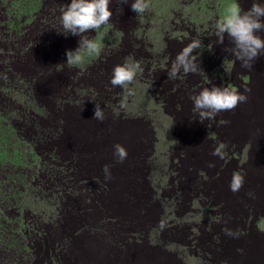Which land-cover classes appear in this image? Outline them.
<instances>
[{"label": "rangeland", "instance_id": "1", "mask_svg": "<svg viewBox=\"0 0 264 264\" xmlns=\"http://www.w3.org/2000/svg\"><path fill=\"white\" fill-rule=\"evenodd\" d=\"M201 1L147 0L149 9L138 15L130 3L111 0L110 22L84 34L95 39L99 54H83L82 65L69 67L66 51L75 50L80 37L63 33L60 16L71 0H0V43L18 39L13 50L0 49L9 66L4 71L0 64V102L3 86H14L16 98L12 110L0 106V125L6 126L0 181L3 189L21 193L19 200L0 202V218L9 232L16 231H0V247L8 251L0 252V264H104L106 245L115 232L144 217L141 208L126 201L129 193L145 194L154 206L152 218L142 220L146 229L169 209L177 215L179 231L170 237H161L158 229L150 237L142 231L137 242L122 237L125 256L117 253L121 264H264V72L259 69L260 64L264 68V55L250 69L242 68L232 54L231 63L218 56L213 45L216 14L210 15L213 3L207 11ZM246 3L243 11L253 4ZM170 20L189 22L181 32L170 34ZM151 29L158 32L152 34ZM257 34L264 37V31ZM194 39L201 41L194 53L197 72L181 71L169 78L177 54ZM41 44H52L57 54L48 60ZM124 63L140 65L128 85L132 96L110 82L114 67ZM94 66L105 71L103 82L92 76ZM88 80L98 84L100 96ZM213 86L234 87L248 99L232 111L218 113L210 120H218L215 125L204 130L193 113V98ZM93 99L104 110L103 122L93 119ZM220 118L229 123L220 124ZM46 125L53 129L50 138L57 137L54 145L63 160L52 158L46 144L37 143ZM117 143L128 153L123 162L114 155ZM221 143L226 160L212 155ZM17 154L31 167L19 165ZM105 165L110 166L109 179L117 183L109 181L108 191L96 196L110 215L101 220L95 207L90 214L76 197L82 200L87 182L105 178ZM2 166L8 168L2 171ZM188 167L202 177H186ZM10 172L14 183L7 182L5 173ZM235 172L245 175V183L234 193L229 185ZM199 178L204 190H196L199 195L173 211L165 200L175 193L172 185L181 180L180 191L188 193L187 186L193 187ZM223 229L220 245L207 241ZM226 229L240 234L226 235Z\"/></svg>", "mask_w": 264, "mask_h": 264}, {"label": "clouds", "instance_id": "2", "mask_svg": "<svg viewBox=\"0 0 264 264\" xmlns=\"http://www.w3.org/2000/svg\"><path fill=\"white\" fill-rule=\"evenodd\" d=\"M110 2L111 0H71L70 4H67V6L61 10L60 22L63 27V33L65 35L71 34L80 37L78 41L79 46L75 50L69 49L66 51V58H67L66 64L69 67H73V66L78 67L82 65L84 62L83 54H86L88 56L99 54L100 46L98 45V43L95 41L94 38H90L88 35H84V34L88 33L90 30L97 31L110 22L113 16V11L110 8ZM201 2L204 1L202 0ZM209 2L213 3V6L210 7V11H211L210 15L214 16L216 14V19H215L216 30L214 32V36L216 38H213L216 39V42H214L213 45L217 55L220 57L222 56L224 61L229 60V62L231 63L232 59L231 57H229V55L232 54L236 60L240 61L242 68L250 69L252 66L255 65L253 63L256 60V58H258L260 55H264V37L257 34L259 32L264 31V4L259 3L258 0H249V2H253L251 8L248 9L247 11H243V8H247V6H249L246 3L248 2V0H205V3L207 4V11L209 10V5H208ZM119 3H130L132 11H134L135 14L138 15L143 14L150 7V4L147 2V0H134V2H127V0H123V2H119ZM188 4H190V2ZM224 5L226 6L225 9L227 10V13L222 18V13H223L222 6ZM190 13H191V9H190ZM187 22L189 21H181L178 23L177 21L170 20V23L168 24L169 29L166 32L170 34H177L181 32V29H184ZM200 26L204 27L202 24H200ZM202 31L203 29L201 28L198 29L199 34H201ZM157 32L156 30L151 29L152 34L153 33L155 34ZM24 35L25 37L27 36V34L25 33ZM226 35L230 41H228L225 38ZM178 36L179 35L176 36V39H178ZM41 38L43 41L44 40L43 37ZM17 40H14L11 44L8 43L4 46H2L3 45L2 43H0V49L5 48L10 51L13 50L17 45ZM231 42L234 44V46H232ZM51 45L49 46H44L43 44L40 45L42 47L41 52L49 57L48 60L57 54L55 50L51 47ZM25 47H29L28 43L25 45ZM200 47H201V41L199 39H194L189 44H187L177 54L175 60L172 63L170 70L167 73L168 77L175 78L178 74H180L181 71H183V73L185 74L196 73L197 72L196 61L198 57L194 55V53ZM257 63H259V61H257ZM0 64L4 66V71L8 70L9 66L1 55H0ZM261 66L262 65L260 64L259 69L264 72V68H262ZM139 67H140L139 64H129V63L116 65L113 69L112 79L110 81L111 85L113 87L119 86L123 88L128 96H132L133 91L128 88V85H130L134 81ZM4 71L2 73H4ZM91 74L92 76H95V79L97 81L103 82L101 75H104L106 73L105 71L101 70L99 67L94 66L92 68ZM4 79H7L6 74L4 75ZM20 80L21 82H24L22 78ZM88 81L90 82V85L93 88V90L92 89L90 90L94 92L95 96H100L99 95L100 90L97 88L98 84H95L96 82L94 83V80L93 82H91V80ZM242 82H245L247 84L246 81H242ZM1 95L3 100L0 102V106H2L4 109H7L6 111H8L9 108L12 110L14 105L13 106L11 105L14 102V100H16L14 96V86H9V87L3 86L1 89ZM247 99L248 97L245 92L238 91V89L234 87H230V86H223V87L213 86L211 88L206 87L193 98V113L198 115L199 120L202 121L201 124L204 125L202 129L205 130L210 124L215 125L214 123L217 122L218 120L217 121H210V120L214 119L216 115H218V113L232 111L239 104L247 102ZM74 100H78L82 102L80 97L78 98L76 97L74 98ZM4 112H2V114H4ZM41 114L42 116H45L46 112L43 111V113ZM93 119L100 122H103L106 119L104 110L97 101L95 103ZM31 120L27 121L26 126H29ZM219 120H221V118ZM227 123H229V121L227 120L220 121V124H227ZM1 125H0V134H1L0 144H3L6 126L4 127L3 125L2 126ZM10 132L11 129L9 126V134L10 136H13V134H11ZM36 148H40V147L36 145ZM113 148H114V155L116 156L117 160L119 162H123L128 155L125 146L117 143L113 146ZM224 148L225 145L221 143L218 147L214 149L212 155L219 157L220 159H223L225 157L224 160H226L227 157L225 156V152L223 151ZM28 167L31 166L27 165L26 169ZM209 167H214V164L210 163ZM187 169L188 172L186 177L187 176H190V178H192L193 176L202 177L201 175H199L198 171L196 170L193 173L192 167H188ZM103 171L105 173V178L98 177L97 179L86 183V186L84 187L85 193H83L82 195V200L79 196L77 197L75 196L76 199L82 201L83 208H86V210L90 214L92 212L93 207H95L99 212V218L101 220L104 219V217H108L110 215L108 214L104 203L101 202L100 198L97 199L96 196L101 197L102 195H104L109 188L108 182L114 180V179H109L110 178L109 165H105ZM53 177L54 174L51 175L52 179ZM199 181H202V179L199 178L193 187H191V184H189L190 186L189 185L187 186L190 188V192L188 193H184L183 191L182 192L180 191L181 187H183V185H181L182 184L181 180L180 182L177 183V185H172V188H176L175 193L166 195L165 200L169 201V204L173 211H177V208L182 207L183 204L188 202L189 199H191L192 196H194L195 194L199 195V192H196V190L199 191L204 190L205 188L204 183ZM116 183L117 180H114L115 185ZM244 183H245V175L241 172H235L230 181V185H229L230 190L234 193L238 192L243 187ZM1 190H5V192L2 194L3 197H5V199L4 201H2L0 198L1 203H5V204L10 203V201H14L18 199L19 195H21V193L19 195H16L13 192H11L9 189L8 190L1 189ZM203 194L204 193L200 194V197H202ZM211 197L213 198V195ZM126 201H128L135 208L138 209L141 208L142 210L139 209V212L143 213L144 217L141 219V221L138 224L128 225L123 228H119L115 232L113 237L109 240V245H106L109 248L104 255L105 261H102L104 264H121L120 258H117V253L122 256H125L124 255L125 251L122 250L126 246L125 241L127 242L131 240L136 241V238L140 236L142 231H144L145 235L147 234V237H150V234L152 233L153 229L161 230L162 231L161 237L162 236L170 237L174 232L179 231L178 230L179 226L177 223H175V219H174L177 215L169 209H167L168 212L159 213L157 218L154 220L155 222L151 223L150 226L146 229L145 227L146 222L150 220V218H152L155 212L150 213V211L154 209V206L148 203V201L145 198V194L138 195L136 193H132L130 195L129 193V196ZM213 207L214 206H211V208ZM180 218H182V215L180 216ZM142 220H145L146 222L143 223ZM132 229H134L135 232ZM0 231L2 234L13 233L14 235H16L15 230L9 232L5 224V219H1V218H0ZM223 231L224 229L217 230L214 236L208 238L207 241H210L215 245H220L222 243ZM225 231H226V235H230V236H238L240 234L239 232L234 233L231 229H226ZM152 234H154V232ZM215 235L217 237L218 244L215 243ZM122 237L125 238L124 239L125 241L122 240ZM1 251H6L5 253H8L5 246L0 247V252ZM224 263L227 264L228 262H224Z\"/></svg>", "mask_w": 264, "mask_h": 264}, {"label": "trees", "instance_id": "3", "mask_svg": "<svg viewBox=\"0 0 264 264\" xmlns=\"http://www.w3.org/2000/svg\"><path fill=\"white\" fill-rule=\"evenodd\" d=\"M50 130H51V132H53V129L51 127H47L46 126V128H44L42 130V133L38 134V136H39L38 137L39 146H41L42 144H46V148H47L48 151H50V154H51L52 158H60V159H62V157L58 154V147L54 145L55 142L57 141L56 135L54 134L53 137L50 138ZM3 151H5L4 154H7L6 150H3ZM15 159H18L17 163L19 165H21L23 168L27 167V164H26L25 160L23 159V157H21L20 155L17 154V157ZM1 161H3V159H0V162ZM7 168H8L7 166H2V171H5ZM5 176L7 177V182H10V183H14L15 182V181L13 182L14 178H13L11 172L10 173H5ZM16 177L21 178V174H16ZM44 183H45V181H44ZM2 184H4V183L0 181V198H1L2 201H4L5 197H3L2 194L5 192V190H1V189H3V185ZM11 189L14 190V192H13L14 194H16V195L20 194V192L18 190H15V188H11ZM0 214H1V212H0ZM215 243L218 244V240H217L216 235H215Z\"/></svg>", "mask_w": 264, "mask_h": 264}]
</instances>
